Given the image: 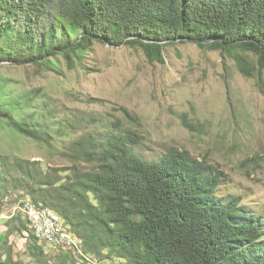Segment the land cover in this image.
<instances>
[{"label":"trees","instance_id":"1","mask_svg":"<svg viewBox=\"0 0 264 264\" xmlns=\"http://www.w3.org/2000/svg\"><path fill=\"white\" fill-rule=\"evenodd\" d=\"M94 42L141 47L157 61L163 47L192 43L232 52L244 71L246 52L264 65V0H0V66L71 63ZM9 104L0 99V122L45 141ZM76 119L100 126L70 141L68 166L18 158L7 168L18 175L6 174L19 197L62 216L82 253L47 250L19 212L5 219L0 264H21L11 242L24 231L34 264H264V212L227 189L225 172L186 149L143 156L135 129ZM248 159L264 170L263 155Z\"/></svg>","mask_w":264,"mask_h":264},{"label":"rangeland","instance_id":"2","mask_svg":"<svg viewBox=\"0 0 264 264\" xmlns=\"http://www.w3.org/2000/svg\"><path fill=\"white\" fill-rule=\"evenodd\" d=\"M161 53L163 61L150 60L141 47L94 42L71 63L58 56L50 68L1 65V101L17 102L18 117H26L45 141L0 122V194L5 196L0 210L11 211L18 195L6 172L18 173L7 170L9 163L20 158L37 160L41 167L68 166L70 141L100 126L76 119L91 115L144 135L143 156L177 148L205 159L227 174L229 191L264 212V170L261 162L248 159L264 156V65L246 52L241 71L232 52L192 43L167 45ZM5 219L0 218L2 239ZM26 235L11 236L12 261L34 264Z\"/></svg>","mask_w":264,"mask_h":264},{"label":"bare ground","instance_id":"3","mask_svg":"<svg viewBox=\"0 0 264 264\" xmlns=\"http://www.w3.org/2000/svg\"><path fill=\"white\" fill-rule=\"evenodd\" d=\"M17 196H15L14 198L15 201L13 200L14 205L12 208H18V212L24 213L25 218L27 220V224H28L27 226L29 230L33 233V235L36 237L37 240L44 241L46 243L51 244V248L54 251H59L60 249H66V250H72V251H77L79 253H82L80 240L70 230V228L65 224V221L60 214H58L57 212L49 208L42 206L41 203L34 202L28 196L21 197V199L28 201V208H30V211L33 214H35L36 216H45L49 220V222L52 224V225H46V233H53L54 229L57 231V233H63L64 241H68L66 242V244H64L63 239L61 238H45L43 235L39 234L38 233V223L30 222L29 209L26 206H22V201H20V197L19 196L17 197ZM2 200L3 198L0 199V202ZM9 214H10V217H12V215L16 213H9ZM10 217L4 216V218H10Z\"/></svg>","mask_w":264,"mask_h":264},{"label":"built area","instance_id":"4","mask_svg":"<svg viewBox=\"0 0 264 264\" xmlns=\"http://www.w3.org/2000/svg\"><path fill=\"white\" fill-rule=\"evenodd\" d=\"M20 201H22V206H26L28 208V201L21 199V198H20ZM28 209H29L30 222L38 223V233L39 234L43 235L45 238H61L63 239L64 244L68 242V241H64V234L57 233L55 229L53 233H46V225H52V224L49 222V220L45 216H36L30 211V208ZM17 211H18V208H11V211H8V212L0 210V218H4V216H6L7 214L16 213Z\"/></svg>","mask_w":264,"mask_h":264}]
</instances>
